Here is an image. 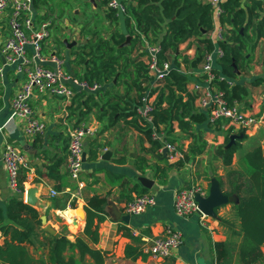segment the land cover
<instances>
[{
    "label": "crops",
    "instance_id": "obj_1",
    "mask_svg": "<svg viewBox=\"0 0 264 264\" xmlns=\"http://www.w3.org/2000/svg\"><path fill=\"white\" fill-rule=\"evenodd\" d=\"M125 1L122 0L124 3ZM200 1L205 3L208 0ZM91 2L92 9L98 12L97 5L104 3L102 1ZM239 2L245 12L252 9L250 0H239ZM106 10L110 13L107 8ZM33 11L35 24L49 21L48 30L56 31L55 39L61 40L66 50L64 53L54 40L47 38L42 43L43 56L56 54L63 62V70L74 78L80 79L88 61V57L80 54L84 52L81 47L85 45L89 47L94 43V39L90 41L85 31H82V27L73 25L72 29H68L70 24L67 21L61 23L51 18L43 5V0H34ZM252 12L261 18L264 14V6L261 4L260 9L255 8ZM111 16L114 15L107 14L104 19L106 26L110 24ZM116 18L119 24L118 33L124 34L126 38L129 37L124 18ZM217 28L222 29L224 41L230 38L232 27L227 23H222L221 18L219 20L212 19V30L208 33L209 38L213 39L211 41L214 42ZM8 35V16L2 15L0 16V67H2L0 74V208L3 211H5L8 201L16 196L8 187L7 175L1 162L3 147L6 144H11L23 154L26 160V167L20 171L23 190L19 196L23 203L34 208L40 217L45 216L47 223L61 235V238H66L70 243H75L77 239L83 240L89 248L99 251L103 255L102 264H147L150 259L142 253L143 246L153 237L162 235L166 227L179 231L182 235V243L169 257L160 260L157 264H215V252L212 244L217 242L233 244L235 251L231 264H240L236 252L244 240L240 232L239 221L232 208L234 202L220 206L214 217L207 218L208 228H205L200 224L196 215L188 218L177 216L174 211L173 199L177 190L195 184L208 189L212 179L218 182L220 190L224 194L230 190V177H228L230 172L237 171L246 177L249 171L241 158L256 146L264 147V120L258 127L248 131L227 127L222 123L221 134L215 133L214 125L208 122V124L194 125L195 132L203 133V139L207 144L205 151L212 147L213 153L217 146L222 145L223 134L229 129H232V134H242L238 132L243 131L246 135L245 140L240 143V148L234 154L230 166H222L220 159L213 155L208 161H202L203 166L200 174L191 165L193 161L199 160L200 156H198L180 167L166 169L165 173L161 175L160 170L166 168L167 165L176 164L179 160L169 162L167 159H163L161 145L159 148H155L140 130L130 124L131 117L117 119L119 113L114 115L116 99L114 98L113 81L111 84L103 83L102 85H108L107 89H101V91L74 90L71 99L51 97L33 89L29 105L34 117L44 122L46 129L42 134L27 136L24 133V119L13 117L9 120L12 98L23 84L24 76L16 72L15 65L3 66L1 47ZM63 35L69 36V39H62ZM254 42H249L245 47L244 53L248 54L245 55V59L239 61V69L236 70L237 76L234 79L223 77L230 86L238 84L245 89L242 98L234 100L233 104L242 111L264 119V39L261 38ZM228 43L231 44V42ZM215 45L213 49L217 47ZM234 45L237 46V44ZM195 48L196 38L179 45L178 50L181 58L177 61L179 67L175 69L186 77L185 89L187 95L193 97L194 111H203L199 109L194 92L195 86H205L200 65L195 68L191 66V61L195 57ZM138 49V45H136L131 57H137L138 61L144 63ZM26 51L27 55H30L31 47L27 46ZM82 59L85 60L84 63ZM218 59L214 57L213 64V69L217 71L220 70L217 64ZM43 65L54 68V65L47 61L43 62ZM172 66H174L173 63ZM121 97L122 101L127 100L125 95H121ZM155 97L156 94L151 100L152 103ZM183 99L185 100L186 96ZM77 123H83L95 130L94 135L87 137L84 141L85 161L79 179L82 184L81 188L78 187L79 182L69 178L66 169L67 132L71 125ZM185 135L174 123L171 138L176 139L174 143L179 151L181 148L182 155L183 152H186L191 141L189 137L186 139ZM106 152L108 157L102 159V155ZM236 154H238L239 163L245 171L241 166H235ZM140 156L146 160L148 165L143 175L136 170L135 166L137 158ZM213 158L217 160L216 163H219V167L224 169L223 175L210 168L209 165ZM154 170L158 171L156 177H154ZM139 176L152 180L153 185L150 189H146L145 194L152 195L155 204L140 215L130 216L129 222L124 223L121 217L125 215L123 207L128 202L129 188L134 183H138ZM124 182H129V186H122ZM51 190L57 192L56 196L50 195ZM130 194L131 198L136 196L135 193ZM92 196L107 198L106 212L108 216L98 224L99 240L96 244L89 242L83 235L86 201ZM235 203H238V199ZM40 227H36L31 243L24 246L34 259L45 264H53L49 260L52 236L45 233L42 226ZM131 232H136L137 235L132 236ZM8 242V237L2 235L0 231V246H4ZM53 244L55 243H52V246ZM128 246L133 247L134 252L140 253V255L135 258L126 257L125 249ZM260 250L263 259L255 264H264V244L260 246ZM62 256L65 259L72 258L75 264H95L88 255L80 258L76 248L66 249Z\"/></svg>",
    "mask_w": 264,
    "mask_h": 264
},
{
    "label": "trees",
    "instance_id": "obj_2",
    "mask_svg": "<svg viewBox=\"0 0 264 264\" xmlns=\"http://www.w3.org/2000/svg\"><path fill=\"white\" fill-rule=\"evenodd\" d=\"M252 9L244 11L239 0H225L221 7L224 14L221 17L222 23H227L232 27L231 36L228 40L217 43L223 51V56L217 61L219 71L213 69L216 77L224 76L234 79L238 70V63L245 59V47L249 42L264 39V14L259 18L258 14L252 11L261 8L259 0H250ZM127 16L124 23L127 34L130 38L129 45H124L126 36L124 34H114L108 40L98 39L89 47H81L82 55L88 57L85 72L80 79L89 84L93 82L102 85L112 82V78L122 79L129 77L131 83L126 85V101L121 100V95L115 97L114 115L119 113L117 119L131 117V122L135 128L140 130L149 142L159 148L160 144L151 140V126L136 113V108L141 105V99L148 92V97L156 94L153 102V109L150 113L152 126L159 130L162 127L166 139L172 143L176 139L171 138L173 124L191 139L183 158L176 164L167 165L160 170L161 175L166 169L180 167L195 157L204 154L207 144L203 139L202 132L193 130L194 125H202L208 122L204 111H194L193 97L186 93V77L175 69L179 67L178 59L181 58L179 45L196 38L195 57L191 61L193 68L202 63L204 54L213 49L214 44L208 36L212 30L211 7L200 0H134V4H126ZM111 15L114 13L110 12ZM109 13V14H110ZM110 16V15H109ZM115 16V15H114ZM144 41L151 45H158L160 51L157 57L160 62L169 61L171 57L174 69L164 78L163 86L150 90V77L144 63L138 58L130 60L133 49L138 45L140 56L144 57ZM228 42H231L229 44ZM254 42V43H255ZM234 44H237L234 45ZM86 48H88L86 50ZM84 63L85 60L82 59ZM130 64L133 66L131 72L128 70ZM100 67H97V66ZM131 74V76L129 75ZM111 84V83H110ZM212 86L224 93L229 104L234 100H240L245 89L241 85H232L224 80H215ZM134 92L135 99L127 97V93ZM186 96L184 100L183 97ZM120 103H122L120 105ZM208 124V123H207ZM210 126V125H208ZM222 123L214 125V132L221 134ZM241 140H237L230 148H225L232 134L229 129L223 134L222 145L214 149V156L220 159L222 166H230L234 154L240 148V143L245 140L243 131ZM180 151L181 148H180ZM242 162L249 171L244 177L243 173L234 171L228 174L230 177V190L224 193L225 196L234 195L238 199L232 205L235 215L239 221L240 232L243 237V244L239 246L236 256L240 264H255L263 259L260 246L264 244V147L256 146L242 156ZM136 170L143 175L148 168L146 160L138 157ZM53 169V168H51ZM55 170V168H54ZM158 171L154 170V177ZM129 182L122 183V186H129ZM20 189L23 190L20 180ZM146 189L139 183H134L129 188L127 201L132 200L130 193L136 196L145 194ZM107 198L92 196L86 201V217L83 229L84 237L96 244L99 240L98 224L103 222L108 214L106 212ZM218 209V208H217ZM215 209V212L217 211ZM40 215L31 206L24 204L19 195L12 197L5 211L0 208V231L2 235L8 237L9 242L0 246V264H45L34 259L27 251L25 244L31 243V238L36 227H40ZM55 243V246H52ZM215 252V264H231L234 255V245L228 242L213 243ZM76 248L80 258L88 255L95 264L103 263V255L80 239L75 243H70L62 237L54 239L51 237L49 250V260L53 264H75L72 258L65 259L62 254L66 249ZM140 253L134 252L133 247H126L125 256L135 258Z\"/></svg>",
    "mask_w": 264,
    "mask_h": 264
},
{
    "label": "built area",
    "instance_id": "obj_3",
    "mask_svg": "<svg viewBox=\"0 0 264 264\" xmlns=\"http://www.w3.org/2000/svg\"><path fill=\"white\" fill-rule=\"evenodd\" d=\"M105 3L106 8L113 12L116 17L127 16V7L122 0H97ZM225 0H208L211 7V16L213 20H219L224 14L221 4ZM264 6V0H259ZM34 0H0V16H8L9 35L5 39L2 47L3 66L15 65L16 72L24 76L23 84L14 95L11 101V116L24 119V133L27 136H35L45 132L46 125L38 120L32 114L29 105V99L33 89L38 93L46 94L51 97H61L71 99L74 90H83L96 92L100 90L101 85L93 82L89 84L83 79H76L66 73L63 68V62L56 54L48 56L42 55V43L48 38L49 21H43L35 24ZM213 40V39H211ZM223 31L216 29L214 44L217 46L204 54L200 64V72L203 76L204 87L195 86V98L199 109L207 113L208 123L215 125L223 123L227 127H234L243 131H248L258 127L262 122V117H255L247 111H242L235 104H229L224 97V93L212 86L215 80H224L223 76L216 77L213 73L214 57L223 56V51L217 43L222 42ZM31 47V54L27 55L26 47ZM146 55L143 57L144 64L150 77L151 88L158 89L168 73L174 69L170 61L160 62L157 54L160 47L156 44L151 45L144 41L143 50ZM50 62L54 68H48L43 62ZM2 67H0V74ZM155 96L148 97V92L141 99V105L136 108L137 115L142 121L151 126V140L158 142L162 148H165L166 159L169 162H176L182 159L183 155L175 143L166 139L165 132L155 129L152 126V117L150 115L153 109L152 99ZM95 130L83 123L71 125L67 132V154L66 169L69 178L79 182L83 165L84 141L87 137L93 136ZM1 162L5 169L8 187L16 195L22 193L20 189V171L26 167V160L20 151L13 145L6 144L1 153ZM78 187L82 184L79 182ZM57 192L50 191V195L56 196ZM208 189L195 184L187 188H182L174 193L173 206L175 214L182 218H188L196 215L200 224L207 227L206 220L208 216L203 214L195 200L196 197L205 198ZM154 197L150 194L134 196L132 200L125 203L123 213L125 215L137 216L142 214L147 208L154 206ZM136 236V232H131ZM182 243V235L179 231L166 227L162 235L153 237L142 248V253L149 257L147 264H157L160 260L169 257L172 252Z\"/></svg>",
    "mask_w": 264,
    "mask_h": 264
},
{
    "label": "rangeland",
    "instance_id": "obj_4",
    "mask_svg": "<svg viewBox=\"0 0 264 264\" xmlns=\"http://www.w3.org/2000/svg\"><path fill=\"white\" fill-rule=\"evenodd\" d=\"M95 1L99 3L97 0H43V5L48 10L49 14L51 15V18L56 19V21H59L63 23L64 21H67L70 25H68V29H72L73 25L82 27V31H85L87 34V37L90 39V41L94 39V41L98 39L102 40H108L111 36L114 34H118L119 32V24L117 23V18L115 16H111L109 19L110 24L105 25L104 19L107 17V14H109L106 10V7L104 3H99L100 5H97L99 8V12L92 9V2ZM126 4H134V0H126ZM121 18H124L123 16ZM48 33L50 37H48V40H54L56 45H58L64 53H66L65 46L60 41H57L55 38L56 31L53 29L51 31L48 30ZM81 35V33H79ZM69 39V36L63 35L62 39ZM89 41V40H88ZM126 45H129L126 44ZM44 53L42 52V55ZM81 54V53H80ZM59 55V54H58ZM137 59V57H135ZM131 56L129 57L130 60L135 59ZM170 61L172 62V58H170ZM97 67H100L99 65ZM133 66L130 64L129 71L131 72V69ZM131 76V74H129ZM114 82L113 92H114V98L119 95H125L126 96V85L131 83V78L126 77L122 79H116V77L112 78ZM107 83V82H106ZM112 82H109L110 84ZM102 85L101 89H107V85ZM149 87L151 88V83H149ZM152 89V88H151ZM127 97L130 99H135V93L129 92L127 93ZM162 129V127L159 128V130ZM163 130V129H162ZM186 139H188L186 137ZM214 155L213 148L211 147L208 149V151H205L203 155L199 157V160L193 161L192 166L193 168L198 171V174L201 173L202 170V161H208L210 157ZM235 157L236 162L235 166L238 165L241 166L242 170H244V167L239 163L240 160H238V154ZM217 160L213 158V160L210 162V168L215 171H219L222 175L224 174V169L219 167V163H216ZM206 166V165H205ZM206 169H208L206 167ZM214 171V172H215ZM217 174V173H216ZM42 226V225H41ZM52 228V227H51ZM41 229V227H40ZM53 229V228H52Z\"/></svg>",
    "mask_w": 264,
    "mask_h": 264
},
{
    "label": "water",
    "instance_id": "obj_5",
    "mask_svg": "<svg viewBox=\"0 0 264 264\" xmlns=\"http://www.w3.org/2000/svg\"><path fill=\"white\" fill-rule=\"evenodd\" d=\"M129 42V37L126 38V42L123 44L126 45ZM243 137L242 134H231L229 136V141L226 144L225 148H230L237 140H241ZM166 149L163 148L161 151L162 158L166 159ZM108 157V153H104L102 155V159H106ZM85 161V153H83V162ZM138 183L145 189H150L153 185L152 180L144 177V176H139L137 178ZM199 210L205 214L208 217H214L215 216V209L219 208L222 205L228 204V203H233L236 202V197L235 196H225L219 187L218 182L215 179H212L209 184L208 188V194L205 198L202 197H196L195 198ZM120 214V213H119ZM40 223L42 225V230L51 235L55 240L61 238V235L56 232L54 229L51 228L50 224L47 223L46 217L41 216L40 218ZM130 219V215H124L121 217V220L124 223H128ZM55 246V244H53Z\"/></svg>",
    "mask_w": 264,
    "mask_h": 264
}]
</instances>
